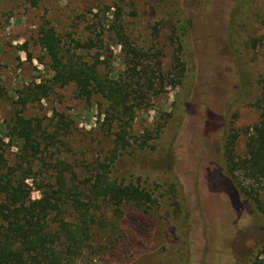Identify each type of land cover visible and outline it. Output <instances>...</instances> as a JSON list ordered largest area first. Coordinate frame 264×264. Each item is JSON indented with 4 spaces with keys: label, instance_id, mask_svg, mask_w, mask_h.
<instances>
[{
    "label": "rangeland",
    "instance_id": "374dc122",
    "mask_svg": "<svg viewBox=\"0 0 264 264\" xmlns=\"http://www.w3.org/2000/svg\"><path fill=\"white\" fill-rule=\"evenodd\" d=\"M245 1L251 7L233 37L232 54L228 21ZM245 1L36 0L34 6L30 0H0V141L8 167H32L24 174L35 189L55 186L56 170L65 163L68 187L85 193V186L93 185L91 180L109 165V181L133 184L152 195L143 206L123 205L119 214L109 204L94 202L86 226L69 208L63 217L69 229H83L80 249L68 254L72 264H254L263 258L264 217L227 180L219 137L225 115L224 134L240 131L236 152L244 157L246 132L259 122L257 111L244 113L240 121L234 118L235 108L227 116L237 87L236 59L248 76L246 101L254 104L262 91L264 0ZM43 27L54 29L66 46L72 39L80 41L82 55L99 60L103 76L122 81L138 73L143 84L149 83L150 92H140L146 102L136 108L128 130L130 146L119 150L116 159L122 129L106 121L102 98H83L70 85L21 105L20 92L49 86L54 75L39 45ZM185 29L190 48L183 51L177 37ZM123 36L134 49L148 53L136 72L128 67ZM190 54L195 84L189 91L182 84L173 87L183 68L178 57L186 65ZM185 101L186 111L177 116ZM17 115L42 135L40 154L11 139L9 126ZM40 198L39 192L32 193V201ZM58 225L54 214L48 230L53 233ZM64 242L63 237L59 247Z\"/></svg>",
    "mask_w": 264,
    "mask_h": 264
},
{
    "label": "trees",
    "instance_id": "16d2710c",
    "mask_svg": "<svg viewBox=\"0 0 264 264\" xmlns=\"http://www.w3.org/2000/svg\"><path fill=\"white\" fill-rule=\"evenodd\" d=\"M30 3L34 6L37 4L36 0H30ZM250 7V2L245 1L237 5L229 17L226 40L232 54L236 45L233 37L237 34V28L244 21ZM182 30L177 40L180 41V49L184 51L190 48V41L186 29L184 32ZM128 40L123 36L120 42L127 55L128 67L133 65L131 70L136 72L138 64L146 60L148 53L137 51L128 44ZM91 44L88 45L90 48ZM39 45L47 52L54 75L49 86L40 84L20 92L18 99L21 105L26 107L28 104L40 102L55 88H66L70 85H73L83 98L92 99L93 96L102 98L107 107L104 112L106 121L115 122L122 129L115 142L114 157L116 159L120 154L119 150L125 151L129 148L128 130L132 128L136 118V108L139 109L140 104L146 102L145 92H140L144 89L150 92L149 83L146 85L142 83L143 74L136 73L122 81H114L108 76H103L99 70L100 61L90 62L82 55L83 45L80 41L72 39L66 46L63 39L50 27H43L41 30ZM190 55V62L186 65L182 62L181 55L178 57L183 68L173 87L182 84L189 91L195 84V57L193 54ZM159 65L162 67L161 62ZM242 66V64L239 66L236 59L234 68L237 87L231 95L227 116L230 110L235 108L234 118L238 117L237 120L240 121L244 113L253 114L257 111L259 122L253 125L252 133L246 132L249 137L245 146L246 153L244 157H238L236 145L240 139V131L236 129L225 135L226 117L223 115L221 133L219 132V137L223 141L221 154L227 180L238 192L241 191L244 197L248 195L256 212L264 217V78L261 80V96L251 105L246 101L249 94L246 83L248 76ZM145 69L143 73L147 74ZM155 95L156 91L153 96ZM187 106V102L181 105L177 116L180 114L183 116ZM9 130L11 139L16 138L23 142L27 152L40 154L44 141L41 138L42 135H39V132L31 126V121L17 115L9 126ZM4 146V142L0 141V264H62L61 261L72 264L70 261L72 255L68 254L80 249L82 239L79 237H82L83 229L81 225L75 230L76 232L69 229V225L63 218L69 208L80 216L81 224L86 226L85 224L91 218L94 202L101 201L109 204L115 208L116 214H119L123 205L143 206L152 201V195L139 186L109 181V165L103 166V171L91 180L94 181L93 185L85 186V193L79 188V192L75 193L68 187L66 176L68 171L65 163L61 169L56 170L58 177L55 186L47 184V186L44 185L45 187H35L34 185L35 189H33L27 184L31 178L24 174V172H32L33 168L29 167L30 170H28L23 167H8ZM236 173L238 178L235 177ZM34 191L41 195L37 201H32ZM54 214L59 219V225L51 233L48 230L49 218ZM63 237L65 244L59 247ZM260 254L264 258V247ZM263 258H256L254 264H264Z\"/></svg>",
    "mask_w": 264,
    "mask_h": 264
}]
</instances>
